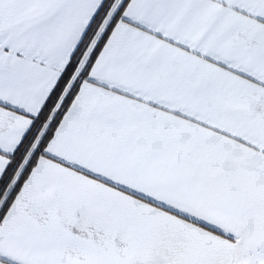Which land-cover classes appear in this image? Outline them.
<instances>
[{"label": "snow or ice", "instance_id": "obj_1", "mask_svg": "<svg viewBox=\"0 0 264 264\" xmlns=\"http://www.w3.org/2000/svg\"><path fill=\"white\" fill-rule=\"evenodd\" d=\"M0 264H264V0H0Z\"/></svg>", "mask_w": 264, "mask_h": 264}]
</instances>
